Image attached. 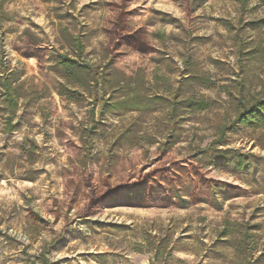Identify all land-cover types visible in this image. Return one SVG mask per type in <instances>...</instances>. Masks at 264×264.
<instances>
[{
	"label": "rangeland",
	"instance_id": "1",
	"mask_svg": "<svg viewBox=\"0 0 264 264\" xmlns=\"http://www.w3.org/2000/svg\"><path fill=\"white\" fill-rule=\"evenodd\" d=\"M4 60L0 264H264V0H0Z\"/></svg>",
	"mask_w": 264,
	"mask_h": 264
},
{
	"label": "trees",
	"instance_id": "2",
	"mask_svg": "<svg viewBox=\"0 0 264 264\" xmlns=\"http://www.w3.org/2000/svg\"><path fill=\"white\" fill-rule=\"evenodd\" d=\"M126 38H131V36H126ZM61 60L65 70L69 71L73 68L74 60L65 56H61ZM1 68L4 72L0 73V112L6 116L3 131L9 134L16 128L13 125L12 119L16 116V108L18 106V100L20 99V87L13 88V84L18 79V72L16 70L8 69L5 60L3 63L0 62V70ZM260 110H264V107ZM42 264L48 263L44 261Z\"/></svg>",
	"mask_w": 264,
	"mask_h": 264
}]
</instances>
